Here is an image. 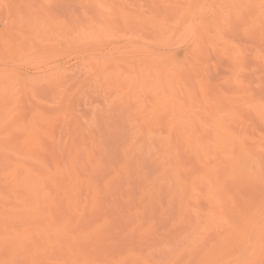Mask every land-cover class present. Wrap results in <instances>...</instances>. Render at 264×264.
Instances as JSON below:
<instances>
[{
    "label": "bare ground",
    "instance_id": "bare-ground-1",
    "mask_svg": "<svg viewBox=\"0 0 264 264\" xmlns=\"http://www.w3.org/2000/svg\"><path fill=\"white\" fill-rule=\"evenodd\" d=\"M2 2L14 7L0 8V260L259 261L260 0ZM42 4L54 5L61 19L79 17L77 31L22 29L21 17L38 12L27 6ZM233 4L256 5L254 37L235 42L240 59L209 10L195 7ZM201 15L207 19L193 27ZM157 16L166 23L154 24ZM18 32L24 45L10 59L29 80L61 74L60 99L55 92L33 94L25 81H5L4 36ZM84 52L107 61L108 71L84 73ZM90 100L103 107L85 115L78 107ZM108 105L118 106L129 132L115 157L97 130L107 126ZM249 153L255 158L251 180L243 166ZM241 208L250 209L251 241L221 230ZM6 235L16 241L14 253L4 251ZM71 236L88 239L70 247Z\"/></svg>",
    "mask_w": 264,
    "mask_h": 264
},
{
    "label": "snow or ice",
    "instance_id": "snow-or-ice-1",
    "mask_svg": "<svg viewBox=\"0 0 264 264\" xmlns=\"http://www.w3.org/2000/svg\"><path fill=\"white\" fill-rule=\"evenodd\" d=\"M14 5L10 3H3L0 0V8L7 9L11 11ZM29 9H38V12H30L24 17H21V28H27L28 30H32L41 25L46 27L57 26L65 29L69 34L74 31H77V27L80 23V18L76 17L73 20H65L61 19L60 16L55 11V6L51 4H42V5H28ZM85 8H90L92 6H83ZM95 7L108 9L111 11L116 6L115 5H104L98 4ZM163 7H193L192 5L181 6V5H165ZM195 7L201 9H208L211 18L215 21L217 25L218 33L221 39L233 41L234 47L239 49L240 55H238L237 59H240L242 56V47L239 43H235L238 41V38L242 36H247L249 39L254 37L256 32V25L254 20V9L256 5L253 4H233V5H197ZM260 9V39L262 42V55L261 60L264 62V0H260L259 4ZM92 21L95 23V18L90 17ZM153 23L156 25H163L166 23V19H163L159 16L153 17ZM207 17L203 15L193 17V27H195L196 23L203 24L204 20ZM100 30H104V19H101L99 22ZM22 35V32L18 33H5L4 36V57H5V81L14 80L17 84L21 81H25L24 87L30 89V91L35 94L39 92L42 95H47L49 92H55L58 99L62 97L64 88H63V80L62 75L57 74L51 80H29L21 70V65L14 63L10 58L15 56L16 50L24 45V41L19 39V36ZM77 35L79 33L77 32ZM84 61H83V71L90 77H95V75L99 72H106L109 69V64L107 61H102L99 57L92 56L88 52H84ZM19 91V88L16 89ZM7 100V97H6ZM223 103L224 101H218ZM18 108L19 105H16ZM249 110H251V104L248 105ZM259 114L262 124H264V95L261 96L259 101ZM241 113L237 111V117L239 118ZM262 132H264V128H262ZM13 140H18L16 137H11ZM11 162L9 160L5 161L6 169L10 166ZM259 180L262 188H264V137H262V148L260 153V161H259ZM244 168L247 169L249 175L248 179H253L252 173L255 168V158L249 153L248 160L244 161ZM19 170L16 169V173L18 174ZM260 256L261 259L259 261H255L253 259H238L236 261H228L222 262V264H264V198L261 200V208H260ZM251 213L248 208H241L234 219L229 222L228 220H224V229L223 231H227L229 233H237L240 236L246 238L248 241H251L252 236L250 233L251 226ZM88 239L85 237L71 236L69 238L70 247H75L82 243V241H86ZM198 240L201 237L197 238ZM186 247V245H185ZM3 248L6 254H11L16 251L17 244L16 241L10 239L7 235L3 240ZM170 255H176L177 250L173 248H169L166 250ZM251 251V244L249 243L247 250ZM243 255V253H242ZM0 264H104L103 261L98 260H74V261H45L41 259H31V260H19V259H4L0 260ZM148 264H184L183 261L176 258H161L156 261H149ZM189 264H196V262H189ZM200 264H217V262H208L202 261Z\"/></svg>",
    "mask_w": 264,
    "mask_h": 264
},
{
    "label": "rangeland",
    "instance_id": "rangeland-1",
    "mask_svg": "<svg viewBox=\"0 0 264 264\" xmlns=\"http://www.w3.org/2000/svg\"><path fill=\"white\" fill-rule=\"evenodd\" d=\"M93 100H95V99H93ZM97 101H95V102H97ZM91 102L88 103V105L85 104V105H82V106L78 107V109L82 113L85 114L87 111L88 112L91 111V109H92V112L95 113V112H97L98 110H100L103 107V106H100L101 103L100 104L99 103L96 104L95 102H92V103ZM110 102L113 103L114 101L111 100ZM108 106H110V105H108ZM117 107H118L117 105H112V107L110 109L107 107L108 111L110 110L109 113L111 112L109 117H108L109 121L107 122V126H104V125L100 124V120H101L100 119V115H97V113H96V115H94L92 113L93 117L96 116L95 119H97L96 120L97 123L100 124L99 127L97 128V130H98L99 134L101 135L102 139L106 142L109 150L111 151L110 153L114 157L116 156L117 149L119 148V145L123 142L124 137L126 138L128 136V134H129V132L126 131V129L128 128L126 118L124 120L123 119L124 116L122 117V115L120 113H115L116 112L115 108H117ZM101 121L103 122V120H101ZM147 163H148V161H147ZM150 169L154 170L155 166L151 165Z\"/></svg>",
    "mask_w": 264,
    "mask_h": 264
}]
</instances>
